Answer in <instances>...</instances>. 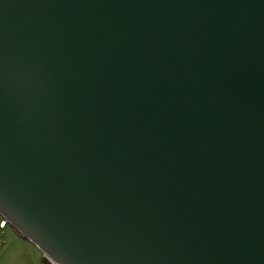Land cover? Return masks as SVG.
<instances>
[{"label":"water","instance_id":"1","mask_svg":"<svg viewBox=\"0 0 264 264\" xmlns=\"http://www.w3.org/2000/svg\"><path fill=\"white\" fill-rule=\"evenodd\" d=\"M0 217L41 264H264V0H0Z\"/></svg>","mask_w":264,"mask_h":264},{"label":"rangeland","instance_id":"2","mask_svg":"<svg viewBox=\"0 0 264 264\" xmlns=\"http://www.w3.org/2000/svg\"><path fill=\"white\" fill-rule=\"evenodd\" d=\"M42 254L0 219V264H41Z\"/></svg>","mask_w":264,"mask_h":264}]
</instances>
